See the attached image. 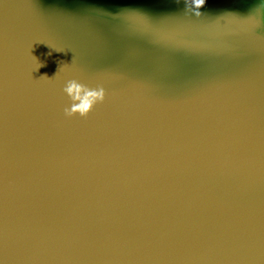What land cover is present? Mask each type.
I'll use <instances>...</instances> for the list:
<instances>
[{
  "label": "water",
  "instance_id": "1",
  "mask_svg": "<svg viewBox=\"0 0 264 264\" xmlns=\"http://www.w3.org/2000/svg\"><path fill=\"white\" fill-rule=\"evenodd\" d=\"M0 264H264V0H0Z\"/></svg>",
  "mask_w": 264,
  "mask_h": 264
},
{
  "label": "clouds",
  "instance_id": "2",
  "mask_svg": "<svg viewBox=\"0 0 264 264\" xmlns=\"http://www.w3.org/2000/svg\"><path fill=\"white\" fill-rule=\"evenodd\" d=\"M203 3L204 0H193L196 10H198ZM63 92L71 101L70 106L64 109L68 116L73 115L77 111L80 115H85L90 107L98 100H102L105 95V89L102 85L93 87L76 78L66 81L63 86Z\"/></svg>",
  "mask_w": 264,
  "mask_h": 264
}]
</instances>
